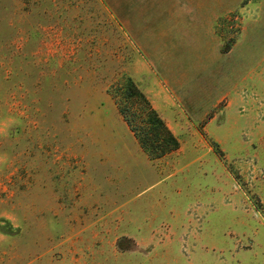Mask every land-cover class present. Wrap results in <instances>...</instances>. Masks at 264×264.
Instances as JSON below:
<instances>
[{"label": "rangeland", "instance_id": "1", "mask_svg": "<svg viewBox=\"0 0 264 264\" xmlns=\"http://www.w3.org/2000/svg\"><path fill=\"white\" fill-rule=\"evenodd\" d=\"M159 2L0 0V264H264V0L214 39ZM127 78L177 150L142 151Z\"/></svg>", "mask_w": 264, "mask_h": 264}, {"label": "trees", "instance_id": "2", "mask_svg": "<svg viewBox=\"0 0 264 264\" xmlns=\"http://www.w3.org/2000/svg\"><path fill=\"white\" fill-rule=\"evenodd\" d=\"M232 45L233 41H223L221 51L228 52ZM116 105L126 126L149 159L161 158L179 148L176 136L130 78L120 85Z\"/></svg>", "mask_w": 264, "mask_h": 264}, {"label": "crops", "instance_id": "3", "mask_svg": "<svg viewBox=\"0 0 264 264\" xmlns=\"http://www.w3.org/2000/svg\"><path fill=\"white\" fill-rule=\"evenodd\" d=\"M160 7H164L160 11V18L165 23L175 25H195L192 33H204L207 37L214 39V26L219 19L224 18L228 13L233 11L241 0H158ZM250 27L255 28L253 25ZM263 27V26H262ZM264 28V27H263ZM183 32V31H181ZM246 34L248 41L254 43L259 37L256 32L248 31L247 27L242 28L238 41H235L230 52L240 45V40ZM264 35V31L262 32ZM255 41V42H256Z\"/></svg>", "mask_w": 264, "mask_h": 264}]
</instances>
